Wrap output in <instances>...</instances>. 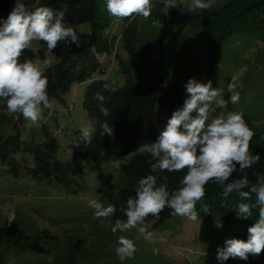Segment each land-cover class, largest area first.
<instances>
[{
	"label": "rangeland",
	"instance_id": "obj_1",
	"mask_svg": "<svg viewBox=\"0 0 264 264\" xmlns=\"http://www.w3.org/2000/svg\"><path fill=\"white\" fill-rule=\"evenodd\" d=\"M223 1L216 0V5ZM164 2L153 0L152 15L147 21L137 17L140 43L153 39L157 34L162 39L163 90L168 85H180L189 78H199L205 83L210 80L213 88L219 89L222 98L228 100L232 94L229 84L234 83L240 94L239 103H229L222 110L213 104L215 114L220 111L225 114L240 112L252 130H264V40L252 33L229 36L218 46L214 61L207 71L208 52L197 23L190 21L179 30L175 24H170L169 28L164 22L161 31L152 26V21L156 20V3H161V19L167 17L162 12ZM188 2L177 0V9H188ZM69 26L76 33L88 32L90 29L87 22ZM110 31L119 36L120 22L115 17H112ZM37 46L38 42H34L31 49L35 50ZM115 46L117 52L125 56L119 40ZM96 57L104 69L101 74L95 73L94 78H102L114 87L133 77L132 72L123 74L119 71L112 53ZM55 61V56L50 52H46L42 58H33V62L42 67L52 65ZM87 83L71 84L62 95L63 102L51 99L52 108L44 109L43 118L35 125L25 121L21 115L19 131L23 141L40 142L45 129L56 140V160H67L74 132H81L88 123L82 109V96ZM49 111L51 116L48 115ZM165 118L164 111L160 107L155 108L154 123L159 130L163 129ZM12 132V123L0 119L1 135L5 137ZM150 144L138 151H147ZM21 155L17 152L14 157ZM123 163L118 139L109 137L103 161L98 166H83L82 177L86 187L75 194L61 187L40 184L26 174L14 177L0 163V228L15 218L19 231L31 241L28 250L18 256L17 261L26 264H41L45 261L52 264L72 253L75 264H252L249 258L246 261L230 258L224 262L216 259V249L223 247L225 240L245 239V230L240 224L226 223L218 214L200 216L201 223L174 215L157 225L146 219L145 225L152 233L150 239H145L135 229L113 234L109 218L105 222L108 226L101 227L100 221L93 218L94 209L89 207V201L96 199L104 206L108 205V201L123 186ZM120 235L134 241L137 250L132 258L121 260L116 254L115 247L118 246L117 238ZM65 247L66 252L62 253L61 249ZM9 264H14L13 260Z\"/></svg>",
	"mask_w": 264,
	"mask_h": 264
},
{
	"label": "trees",
	"instance_id": "obj_2",
	"mask_svg": "<svg viewBox=\"0 0 264 264\" xmlns=\"http://www.w3.org/2000/svg\"><path fill=\"white\" fill-rule=\"evenodd\" d=\"M24 2L31 9L38 6H47L56 11L66 8L64 21L67 25L85 22L89 24L88 32L77 33L80 39L79 47L61 42L53 52H50L56 61L43 69L48 78L49 100L63 102L62 95L68 91L71 84L88 81L82 96V109L88 121H95V132L92 143L85 147L80 140L81 132L76 130L69 158L65 161L56 160L57 143L53 134L44 129L40 142L26 143L19 131L21 115L10 114L6 101L0 100L1 121H10L14 128V132L5 137L0 133V163L5 165L7 173L14 177L26 174L40 184L61 187L66 192L75 194L86 187L82 177L83 166H98L103 161V152L110 136L101 135V124L107 121L114 130L111 137L118 139L120 154L124 157L121 168L123 186L108 201V204H113L117 208L115 215L109 217V221L113 225L116 219L125 220L126 217L120 209L126 207L129 196L135 195L138 180L150 174V164L155 162L148 151H138L139 148L155 142L163 130H159L154 123L155 108L160 107L166 115L164 128L172 112L182 107L183 101L187 98L183 87L187 81L180 85H168L163 90L161 37L157 34L153 39L140 43L137 37V17L131 20H118L120 32L118 37L115 36L110 31L113 16L106 10V0H24ZM13 7L14 0H0V20L6 19ZM160 9L161 3H156L155 19L164 22L169 28L170 24H175L179 30L190 21L197 23L208 52L207 71L214 61L218 46L229 36L252 33L264 40V0H224L205 12H189L188 9L180 11L173 8L169 9L165 19H161ZM117 40L120 41L125 56L117 52L115 46ZM46 52H49L46 45L38 42L35 50L28 49L24 52L21 61H33L35 56L42 58ZM110 53L113 54L121 73H133L132 78L125 79L114 87L102 78L93 77L95 73L101 74L104 69L96 55ZM195 79L204 82L202 79ZM97 92L105 97L103 106L109 110L107 117L101 114L99 102L94 99ZM253 131L255 135L251 141V149L253 154L260 156V161L243 173L237 171L233 174V179L246 175L250 184H255L257 177L264 175V130ZM77 143L80 147H75ZM17 152L22 155L15 158ZM185 173L186 170L178 173L164 172L158 177L157 183H165L162 177L166 176L168 190L174 191L180 187V181ZM240 203H247L251 207L252 215L248 220L237 217V205ZM205 204L210 208L209 214L200 211V206ZM197 211L200 212V216L218 214L226 223L240 224L245 230L246 240L247 228L258 219L259 205L254 194L249 200H242L235 192L224 198L219 185L209 184L206 186L205 197L197 203ZM171 216V210L165 209L160 219L153 225ZM147 219L154 220L153 217ZM30 245L29 237L23 236L19 231L16 219L7 221L0 228V264H9L10 260H13L14 264H26L17 261V257L25 253ZM61 251L65 253L66 247ZM72 255L71 253L64 259L53 260L52 264H75ZM249 259L252 264H264V252L259 256H249ZM41 264L49 263L42 261Z\"/></svg>",
	"mask_w": 264,
	"mask_h": 264
},
{
	"label": "clouds",
	"instance_id": "obj_3",
	"mask_svg": "<svg viewBox=\"0 0 264 264\" xmlns=\"http://www.w3.org/2000/svg\"><path fill=\"white\" fill-rule=\"evenodd\" d=\"M215 5L216 0H189L186 4L189 12L211 10ZM177 7V0H165L162 12L167 14L169 9ZM66 10L56 11L47 6L31 9L24 0H14L7 18L0 20V100L6 101L10 114L18 113L32 125L43 118L44 109L52 108L48 78L40 64L31 60L22 62L21 57L34 42H42L49 52L61 42L79 47L76 31L64 21ZM106 10L117 20L142 17L147 21L152 15L153 0H106ZM152 26L158 30L163 27L159 19L153 20ZM183 87L187 98L182 107L172 112L156 141L147 146L155 161L150 164V174L138 180L135 195L129 196L126 207L120 209L126 219H116L110 230L116 234L135 229L145 239H150L152 233L145 220L153 217L155 223L165 209H170L174 216L201 223L197 203L205 197L207 185L217 184L224 198L235 192L242 200H249L254 194L259 212L258 219L247 228V239L225 240L224 246L216 249V259L246 261L249 256H259L264 252V175L258 176L255 184H250L246 175L233 179L234 173H243L260 161V156L251 149L255 133L243 113L220 111L215 114L216 108L212 107L216 104L222 110L229 103H239L237 85L229 84L232 94L228 100L222 98L221 91L213 88L210 80L205 83L189 78ZM94 99L99 102L101 114L107 117L109 110L103 106L105 97L97 92ZM48 115H52L51 111ZM94 124L95 121L89 120L81 129L80 140L85 147L93 141ZM113 131L107 121L101 124V135L111 137ZM185 170L180 187L174 191L168 190L166 176L162 177L165 183H157L164 172ZM89 207L94 209L93 218L100 221L101 227H107L105 222L117 211L115 205L104 206L96 199L89 201ZM200 211L209 214L210 208L201 205ZM251 215L249 204L237 205L239 219L248 220ZM117 245L115 252L121 260L132 258L137 250L134 241L124 235L117 238Z\"/></svg>",
	"mask_w": 264,
	"mask_h": 264
}]
</instances>
